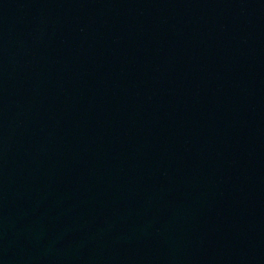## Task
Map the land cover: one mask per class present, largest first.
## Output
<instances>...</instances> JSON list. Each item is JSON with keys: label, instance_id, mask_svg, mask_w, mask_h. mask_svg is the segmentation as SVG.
<instances>
[{"label": "water", "instance_id": "obj_1", "mask_svg": "<svg viewBox=\"0 0 264 264\" xmlns=\"http://www.w3.org/2000/svg\"><path fill=\"white\" fill-rule=\"evenodd\" d=\"M0 264H264V0H0Z\"/></svg>", "mask_w": 264, "mask_h": 264}]
</instances>
